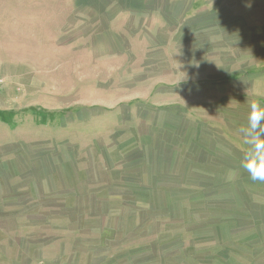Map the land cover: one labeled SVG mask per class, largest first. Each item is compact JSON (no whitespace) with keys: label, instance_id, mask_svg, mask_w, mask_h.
Listing matches in <instances>:
<instances>
[{"label":"rangeland","instance_id":"obj_1","mask_svg":"<svg viewBox=\"0 0 264 264\" xmlns=\"http://www.w3.org/2000/svg\"><path fill=\"white\" fill-rule=\"evenodd\" d=\"M0 46V264H264V0H0Z\"/></svg>","mask_w":264,"mask_h":264},{"label":"clouds","instance_id":"obj_2","mask_svg":"<svg viewBox=\"0 0 264 264\" xmlns=\"http://www.w3.org/2000/svg\"><path fill=\"white\" fill-rule=\"evenodd\" d=\"M249 107L247 122L240 130L248 151L240 167L251 181L264 183V103L252 102Z\"/></svg>","mask_w":264,"mask_h":264},{"label":"crops","instance_id":"obj_3","mask_svg":"<svg viewBox=\"0 0 264 264\" xmlns=\"http://www.w3.org/2000/svg\"><path fill=\"white\" fill-rule=\"evenodd\" d=\"M3 47V46H0ZM3 52V50L1 51ZM3 58V57H2ZM1 58V59H2ZM1 65H0V74L2 73V68L4 67L2 65V61L0 60ZM3 75V74H1ZM27 243V248L28 250H26L23 253V250H21V254L20 255H13L12 257H8L10 263L9 264H62L60 261L58 260H43V256H42V245H38L35 243V241L30 242V244L28 242ZM35 252H37V254H35ZM0 254H2L0 252ZM12 258V259H11ZM4 260L6 261V258H4ZM8 264V263H5ZM104 264V263H102Z\"/></svg>","mask_w":264,"mask_h":264},{"label":"built area","instance_id":"obj_4","mask_svg":"<svg viewBox=\"0 0 264 264\" xmlns=\"http://www.w3.org/2000/svg\"><path fill=\"white\" fill-rule=\"evenodd\" d=\"M2 83H3V81H2V79L0 78V89H1V87H2Z\"/></svg>","mask_w":264,"mask_h":264},{"label":"trees","instance_id":"obj_5","mask_svg":"<svg viewBox=\"0 0 264 264\" xmlns=\"http://www.w3.org/2000/svg\"><path fill=\"white\" fill-rule=\"evenodd\" d=\"M0 115L2 116L3 114L1 113Z\"/></svg>","mask_w":264,"mask_h":264}]
</instances>
